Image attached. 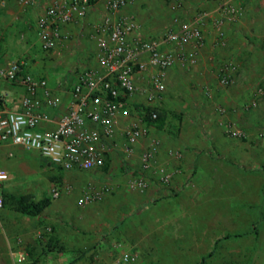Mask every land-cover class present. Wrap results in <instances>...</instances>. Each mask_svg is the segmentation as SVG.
<instances>
[{"label":"crops","instance_id":"crops-1","mask_svg":"<svg viewBox=\"0 0 264 264\" xmlns=\"http://www.w3.org/2000/svg\"><path fill=\"white\" fill-rule=\"evenodd\" d=\"M37 1L35 5L19 7L14 5L13 0H6V7L0 10V67L9 60L24 59L27 66L20 77L30 73L46 79L48 86L53 87L65 79L74 80L82 66L96 65L93 59L95 51L93 32L105 16L107 0H92V7L83 21L62 25L60 39L47 53L40 50L35 33V22L51 0ZM162 1L158 11L164 12L162 14L165 17L168 10L165 7L166 1ZM226 1L242 9V18L235 22L239 27L245 29L251 26V20L255 21L262 17L264 19V0H253L251 1L253 3L246 4L242 0ZM143 2V0H128L127 7L119 13L131 16L142 23L139 20L141 12L149 10L148 5L144 7ZM202 7H205L206 11L213 12L216 4L212 2ZM159 17L163 19L162 16ZM160 19L157 21L159 24L165 22V19ZM155 22V18H152L144 27L147 30L161 27L157 24L154 26ZM215 38L216 33L211 28L204 53L210 49L212 43L216 44ZM176 68L172 67L168 71L167 83L172 81L175 74L177 76ZM24 93L25 89L21 83L11 84L0 80V95L9 110L19 109ZM228 102L230 103V100H225L223 104H229ZM68 104L69 98H66L60 111H65ZM210 115L206 123L209 130H212V137L210 136L205 142L201 135L191 134L188 139L194 149L184 152L181 161L174 155L168 154L177 153L178 148L173 146L169 148L165 144L158 145L157 163L167 166L169 171H178L169 186L159 185L150 172L148 175L152 177L151 184L143 192L127 188L123 178L117 187L114 184L117 188L114 194H106L99 202L80 205V208L73 206L75 199L72 200L73 202L70 201L67 208L64 204H60L61 212L55 216L60 215L63 220L65 219L62 225L72 222L77 231L66 228L59 230L57 232L58 237L61 238L59 242L66 244L73 254L79 252L83 255L81 259L91 251L97 253L94 262H84L85 259L83 261L79 259L72 264H229L230 256L223 257V254L228 252L225 250L226 246L240 242L246 234L250 236L246 251L252 254L247 264H264V201L261 202L262 198L258 196L252 199V202L246 203L243 198L231 196L229 192L231 188L240 190V194H244L246 183L237 179L235 181L214 179L211 171H216L220 167L213 165L211 163L213 160H209L208 164L201 163L202 158L208 156L204 147L212 146L216 151L228 152L223 150L225 143L222 139V127L218 126L219 116L216 111L210 112ZM221 118L227 121L228 118L232 119V116L223 114ZM43 127L52 128L44 125ZM151 129L155 128L150 126L149 130ZM151 133L152 131L137 145V154L152 140L156 141ZM114 154L116 152L112 151L109 156L115 169L120 167V170L124 171L125 165L131 167L139 165L137 154L128 162L123 161L120 166L113 159ZM236 156L244 158L243 153H237ZM39 161L41 157L34 151H25L11 145L0 146V171L8 174L7 180L0 182L2 198L3 193L14 195L11 191V183L17 181V177L15 180L12 176L14 172L22 175L20 178L29 177L30 180H36L40 175ZM192 171L197 174V180L188 181L189 173ZM114 180L116 181L117 178ZM262 187L256 184V187L254 185L252 188L257 189V193L260 194ZM39 200L40 198L36 197V201ZM156 205L159 206L160 211L163 209L157 215L151 211ZM53 206L55 203L51 202L43 212L47 214ZM250 206L252 210L246 212V208ZM14 212L2 207L0 226L2 225V229H7L9 233L13 230L12 234L18 233L19 239L15 241L13 250L25 251L28 242L37 245L34 239L36 237L43 239L41 235L44 231L38 229L40 223L38 219L41 215L30 218L17 216L15 214L17 212ZM46 218H48L46 220L51 219L48 216ZM110 249L115 254V258L107 254ZM123 255L134 256L135 259L123 263L120 260ZM70 259V255L63 257L60 254L57 262L68 264ZM12 264H16L13 259ZM240 264L246 263L243 260Z\"/></svg>","mask_w":264,"mask_h":264},{"label":"built area","instance_id":"built-area-1","mask_svg":"<svg viewBox=\"0 0 264 264\" xmlns=\"http://www.w3.org/2000/svg\"><path fill=\"white\" fill-rule=\"evenodd\" d=\"M17 2L28 6L38 1ZM6 5V0H0V10ZM127 5L128 0H107L105 16L93 32L96 65L82 66L74 80L65 79L49 87L46 79L30 73L20 77L27 66L24 59L9 60L0 67V80L11 84L19 82L25 89L17 111L9 110L0 95V146L34 151L50 166L65 172L102 169L112 151H118L123 161L128 162L136 156L137 145L148 137L147 128L138 120L145 115L146 104L156 103L165 92L168 71L174 66L189 68L196 63L209 27L216 33L215 45L222 46L223 28L243 16L240 7L218 0L213 12L199 10L188 21L174 17L164 28L154 31L147 30L131 16L120 14ZM91 7L92 0H51L35 22L40 50L51 51L60 39L62 25L83 21ZM227 80L224 73L221 83L226 84ZM140 83H143L144 100L140 112H136L132 101ZM262 94L257 91V96ZM66 98L69 104L62 112ZM223 112L217 109L218 126L228 136L244 139L243 130L221 119ZM150 117L155 120L157 115L152 112ZM117 138L122 142L118 143ZM157 152L158 143L152 140L138 152V167L125 165L127 188L145 191L151 184L150 172L159 185L171 184L178 171L159 165ZM168 154L177 159L181 157L178 152ZM7 178L8 174L0 171V182ZM108 193L106 186L90 185L78 202L89 205L99 202ZM59 196L60 192L53 190L52 197ZM2 207L0 194V209ZM10 256L16 264H29L21 249L12 250ZM134 259V256L123 255L120 260L128 263Z\"/></svg>","mask_w":264,"mask_h":264},{"label":"rangeland","instance_id":"rangeland-1","mask_svg":"<svg viewBox=\"0 0 264 264\" xmlns=\"http://www.w3.org/2000/svg\"><path fill=\"white\" fill-rule=\"evenodd\" d=\"M143 1L144 7L148 5L147 8L149 10L141 12L142 14H140L139 20L142 23L140 24L146 26L148 20L155 18L156 22L154 26L155 24L161 25L159 28H152L156 31L164 28L174 17H179L182 21H188L199 10H206L205 7H202L203 5L212 2L216 5L218 4V0H165V7L168 13L164 17L162 14L164 12L158 11L160 3L163 2L162 0ZM242 1L245 4L253 3L251 2L253 0ZM13 2H15L14 5L16 4L22 7L17 0H13ZM159 16H162L163 19H160ZM159 19H165V22L163 23L162 21L159 24L157 22ZM250 25L245 29L239 27L237 23L225 26L223 28L224 44L215 47L214 43H210V49L204 53L203 50L207 45V37L211 29L209 27L205 32L204 47L198 52L196 63L189 68H183L179 65L174 66L177 67V76L175 74L172 81L166 83V90L156 103L146 104L148 106L144 109L145 114L147 110L150 113H155L157 118L163 120V126L158 128L157 121L154 126L148 124L145 115L143 117L141 116L142 118L140 117L138 120L147 128L148 136L150 135V131H152L153 134H151L159 146L165 144L168 147L173 146V148H178V153L181 156L179 160L181 161L184 152H189L194 149V146L188 139L189 136L199 134L207 142L212 135V130H209L206 123L207 118L211 116L210 112H217L219 108L224 111V116L230 117L231 115L232 119L228 118L227 122L243 130L246 137L242 140L234 139L222 130V139L225 143V149L223 150H228V152L216 151L215 147L212 146L204 147V149L206 148L208 156L205 157L203 155L204 157L201 163L208 164L209 160H213L211 163L220 167L216 171H211L215 177L214 179L227 181H235L237 179L239 182L244 181L246 183L244 194H240V190L237 191L235 188H231L229 192L231 196L243 198L246 200V203L252 202V199H256L258 196L262 198L261 202L264 201L263 17L255 21L251 20ZM225 65L228 67L226 68ZM224 69L226 70L225 72H223ZM224 73L228 77L226 84L221 83V78ZM139 85L140 89L132 101V109L136 110V112H140L144 100L143 83ZM257 91H261L263 94L257 96ZM225 100H230V103L223 104ZM132 116L135 115L132 114ZM150 126L155 129L149 130ZM117 142L121 143L122 140L117 138ZM113 152L117 154H114L113 159L120 166L123 162V157L118 151ZM237 153H243L244 158L237 157ZM39 165L40 175L36 180H30L29 177L20 178L22 175L16 174L15 172L12 174L14 179L17 177V181L14 183L15 185L11 183V191L14 195H27L33 197L35 201L36 197L40 199L47 197L52 203H55V206L50 208L47 214L43 212L41 218L38 219L40 220L38 229L44 231L41 235L43 239L36 237L37 241L34 239V243L37 245H31L28 242L29 245L26 246L25 250L28 263L60 264L57 262V259L62 254L63 257L64 255H70L71 259L68 264H72L83 258V255L79 252L73 254L66 244L63 245L59 242L61 239L57 233L59 230L66 228L77 231L72 222L62 225L65 219L63 220V217L60 215L55 216V214L61 212L60 204H64L65 208H67L70 201L75 199L73 206L80 208L81 206L78 200L90 185L96 188L106 186L109 188L107 195H113L121 179H125V173L120 170V167L119 169L113 167L110 156L107 158L105 168L86 172H64L55 166H50L42 158L39 161ZM196 176L197 174L194 171L190 172L188 181L197 180ZM116 178L117 180L115 181L114 179ZM114 184H116V187ZM256 184L261 185V187L263 186L260 194L257 193V189L252 188L254 185L256 187ZM53 190L60 192L58 198L52 197ZM198 190L201 191L200 189ZM3 207L5 210L14 212V201L5 200ZM70 208H72V205ZM250 210H252L251 206L247 207L245 211L248 212ZM151 211L157 215L163 209L160 211L159 206L156 205ZM15 214L22 216L17 213ZM47 216L51 217V219L46 220L48 219L46 218ZM12 232L9 233L7 229H2V225L0 226V264H12L10 252L14 249L15 241L19 239L18 233L12 234ZM246 235L240 242L226 246L225 250L228 252L223 254V257L230 256L229 264H240L243 260L247 264L252 257L250 251H246V247L249 244L248 240H250V236ZM107 254H111L115 258V254L111 249ZM96 257V251H91L84 258L85 260L81 259L80 261L94 262Z\"/></svg>","mask_w":264,"mask_h":264},{"label":"trees","instance_id":"trees-1","mask_svg":"<svg viewBox=\"0 0 264 264\" xmlns=\"http://www.w3.org/2000/svg\"><path fill=\"white\" fill-rule=\"evenodd\" d=\"M150 114L151 113L149 112V110H147L145 116L147 117L148 124H152L154 126L156 124L155 122L157 121L158 128H161L163 126V120H161L160 118H156L155 120H152ZM105 167L106 165L103 168ZM2 195H3V204L4 201L7 199L14 201V207H15L14 211L22 216H26L30 218L40 216L43 213L44 209L47 208L51 203V200L47 197L42 198L39 201H35L33 197L27 195L25 196L12 195L7 193H3Z\"/></svg>","mask_w":264,"mask_h":264}]
</instances>
